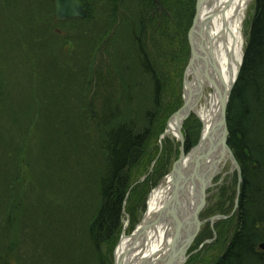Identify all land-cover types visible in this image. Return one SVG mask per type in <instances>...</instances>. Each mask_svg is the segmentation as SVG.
I'll return each mask as SVG.
<instances>
[{
  "label": "trees",
  "instance_id": "16d2710c",
  "mask_svg": "<svg viewBox=\"0 0 264 264\" xmlns=\"http://www.w3.org/2000/svg\"><path fill=\"white\" fill-rule=\"evenodd\" d=\"M4 1L6 4L7 0ZM160 1L164 8L159 17L151 13L154 0H81L86 17L71 22L77 24L71 30L74 37L82 26L81 32L85 34L87 30V37L107 39V49L111 43L116 45L117 51L113 48L111 53V45L108 54L123 90L127 94L137 92L141 96V93L143 101L153 104L149 110L139 103L137 112L129 120L126 117L125 122L120 121L121 115L112 107L104 110V121L100 120L104 133L100 131L102 142L96 149L104 153L102 163L92 160L90 152L95 150V144L89 142L88 124L94 106L89 92L96 84L92 77H88V83L85 80L78 83L83 73L76 67L82 63L76 60L70 65L63 62L55 63V67L45 65L43 81L37 89L40 105L47 110L37 115L38 120L44 117L55 141H38L22 154L23 146L16 143L11 128L8 125L0 128V264H12L11 259L14 264H105L100 243L117 227L120 229L129 171L141 156L144 158L142 147L159 110L165 108L163 103L173 96L172 103L167 105L171 110L174 95L176 100L179 94V88L173 87L169 69L172 66L174 74L181 75L187 59L186 34L194 15V0ZM123 7L122 22L116 25ZM43 31H36V40L42 41ZM122 31L121 39L116 40L115 35ZM119 40L134 55L130 59L132 65L128 55L120 54L123 46L115 43ZM163 45L166 46L162 51ZM33 71L15 72L20 81L15 83L17 90L25 83L32 87ZM22 113L25 111L13 108L9 121ZM34 119L38 121L37 117ZM226 120L227 143L241 168L242 183L236 230L226 254L217 264H264V251L257 247L264 242V0H253L242 64L229 97ZM51 144L68 146V155L65 149L57 151ZM190 146L186 144L185 150ZM88 162L95 172L82 173L83 186L73 192L72 219L66 211L68 197L53 190L69 188L71 176L67 180L63 176L67 165L86 167ZM30 165L47 166L46 170L38 171L42 175L37 176V184H25L23 179V168L29 170ZM90 184L89 189L93 188L95 195L90 211L83 215V202L88 203L86 186Z\"/></svg>",
  "mask_w": 264,
  "mask_h": 264
},
{
  "label": "rangeland",
  "instance_id": "374dc122",
  "mask_svg": "<svg viewBox=\"0 0 264 264\" xmlns=\"http://www.w3.org/2000/svg\"><path fill=\"white\" fill-rule=\"evenodd\" d=\"M54 1L55 0H7V3H9H6V5L4 0H0V99L2 102L0 103V128L4 125H8L11 128V133L14 134L17 139L16 143L23 146L22 154L26 150L29 151L30 147H33L38 141H55L52 136L55 134L52 130L50 133L47 129V122L46 124L44 123V117L42 116V118L38 120L39 117L37 115L44 114L47 110H44V107L40 105V94L37 89L39 83L43 81L41 75L46 67L45 65L55 67V63L59 62H63L64 65H70L72 64L71 62L76 60V62L82 63L78 64L76 67L82 69L81 71L83 73V78H78V83L83 80H85V83H88V77H92V81L96 84L94 90H90L89 92V94H91L90 102L92 101L94 106L91 108L93 116H90L92 120L89 122L88 128L90 133L89 142L93 143V146L95 144V150L91 151L90 154L92 155V160L100 164L101 161L103 162L104 153L103 151L100 153L99 150L97 151L96 149L98 144L100 145L102 142L101 137L102 133H104V127H102L100 121L103 119L102 116L105 115L104 110L112 107V109H115L117 115H121L118 116L120 121L125 122L129 120L128 118H132L133 114L137 112L139 103L140 107L145 109L148 108L149 110H151L153 104L151 101H143L141 93V96H139L137 92L127 94L125 90H123L122 85L118 82L113 71V62L111 58H109L110 54H108L110 53L109 48L112 43L107 49V39L103 41L87 37V30L85 34L81 32L82 26L78 29L80 33L74 37V33H72L71 30L72 28H76L74 26L77 24H71V22L75 19H84L86 17V10L81 0L78 1L84 9L85 16L83 18L74 17L63 20L54 18ZM248 2L241 28L243 46L247 38L249 23L253 13V0ZM154 3L155 5L151 13L153 15L157 14L160 17L164 7L160 0H158V3L154 0ZM195 4L196 0H194V13ZM123 10L124 7L119 10L120 16L118 17L116 25L122 22V15H124L125 12ZM8 11H10V13ZM92 22L95 25V19H92ZM119 27L117 29H119ZM37 30H44L43 32L45 34L42 41H38L35 38ZM122 34L123 31L120 33L117 32L114 38L116 40L121 39L120 37ZM119 42L123 46V50H121L120 54L128 55L130 62V59L134 58V55L127 51V45L123 40L115 41V43ZM187 45L188 54L181 75H175L172 66V69H169L171 72L170 75H172L170 78H174L173 87L175 89L179 88V94L176 100V95H174L175 105L173 103L171 110L167 106H170L172 103V96L163 103L165 108L159 110L148 138L142 147L141 153L144 158L142 159L141 156L139 163L132 166L129 171V181L121 208L120 229L117 227L115 231L109 234V238L106 237L100 243V255L105 264H114V255L120 240L124 235L130 236L141 223L151 192L169 176L173 164L180 156L181 143L179 136L176 132L174 134H169V132H167V125L174 113L182 107L184 103L183 75L190 57L188 39ZM165 46L166 45L161 46L162 51L165 49ZM111 47V53H113V48L117 51L116 45H112ZM130 64L132 65L131 62ZM21 69L25 71L35 70V74L31 77L30 81L32 87L26 86V78L24 80L25 86L20 85V90H17L15 88V83L19 81V78L17 79L14 74ZM191 77L192 75H190L188 79L190 80ZM174 88L171 89L169 96ZM2 90L7 93H2ZM204 92L213 93V89L209 85L204 88ZM129 95H131L132 98H130ZM106 99L110 101H106ZM166 99L162 100L165 101ZM177 101H179L178 104ZM205 104L204 99L200 98L198 105L204 106ZM78 107L82 108L80 104ZM13 108H19L21 111H25V113L18 115L13 121H9L10 112ZM85 114L88 115V113ZM35 117H37L38 121H35ZM103 121L104 120H102V122ZM54 131L58 133L57 130ZM201 131L202 122L199 116L192 110L188 117L183 120L181 126V134L183 137L182 148L185 155L197 145L201 136ZM165 132H167V134L164 135ZM186 144L188 146L191 145L188 150H185L184 146ZM51 147H55L57 151L65 149L64 152L66 156L69 153V151H67L68 146L63 144H51ZM89 165L90 162H88L86 167L77 165L70 168V165H67L63 170V176L66 180L69 178V175L71 176L69 188L53 190L56 194L66 195L68 197L66 211L67 215L72 217V219L75 213V208L71 206L74 202L73 192L77 193L80 186H83L81 180L82 173L85 171L93 172L95 170V168L91 169ZM219 166V170L216 172L217 174L212 178L209 186L205 190L206 196L204 205L199 212V220L201 222L200 230L189 245L186 253L187 258L183 264H217L226 254L231 244V238L234 236L236 230L235 215L238 210L240 186L242 183L241 168L239 166L241 182L239 184V193H237L238 175L236 170L231 171L232 167L229 161H222ZM46 168L47 166L44 165H30L29 170L23 168V172H25L23 177L25 184L27 182L28 184H37V176L42 175V173L38 171H42L43 169L46 170ZM224 186H227L226 189ZM90 187H92V185L89 187L86 186L87 191L85 194L90 204L83 202V215H86L90 211L95 195L94 189H89ZM236 198L237 207L234 208ZM128 212H130V214ZM213 217L216 218L211 221ZM260 243L264 244V242ZM257 247L261 250L259 243ZM137 253L138 249H135L132 255L136 256ZM132 257L129 260H132ZM134 261L136 260H132V263H134ZM11 262L14 264L13 259H11Z\"/></svg>",
  "mask_w": 264,
  "mask_h": 264
},
{
  "label": "bare ground",
  "instance_id": "6f19581e",
  "mask_svg": "<svg viewBox=\"0 0 264 264\" xmlns=\"http://www.w3.org/2000/svg\"><path fill=\"white\" fill-rule=\"evenodd\" d=\"M250 0H207L203 4L201 14L199 15L200 32V45L198 49L203 48V58L212 61V65L208 70V75L211 78L217 75V70L222 76V82L224 86L228 87L230 82L233 81L237 74L238 66L242 57L243 48V35H242V21L245 15L247 4ZM217 68V70H216ZM197 73L202 77L203 71L197 68ZM209 77V78H210ZM189 80V79H188ZM190 86L192 90L193 102L198 100L196 96L197 84L196 80L191 78ZM205 81V80H204ZM210 82L205 81L203 85V91L201 94L202 99L205 101L204 106L198 105L200 99L194 104L193 111L199 116L202 122L201 131V145L208 148L210 145L211 128L218 114V95L216 92H204V88L209 86ZM177 120L173 117L168 125L167 132L174 134L176 132ZM213 149V148H211ZM219 151L216 149L212 152L209 161L217 160V163L213 166L208 165L206 170L200 171L201 177L197 178L196 175H190L192 166H190L191 155H187L181 163L183 181L181 182L179 193L177 196V204L174 206L173 212L178 218L180 225L187 223L190 220L191 214L199 201L201 182H207L209 184L219 170V165L222 161L219 159ZM209 163V162H208ZM214 168H216L214 170ZM185 177V179H184ZM175 176H167L164 181L155 188L147 201L146 211L144 215L145 221L152 220L156 213H158L165 203L172 197L174 190ZM199 220V219H198ZM172 218L168 215L165 209L163 220L159 224L149 227L146 230L144 237H140L133 245V238L131 236L124 235L120 240L116 248V257H124L125 262L123 264H141L145 262H151L157 256L162 257L164 247L169 243L174 236V223L171 222ZM200 221V220H199ZM188 226L184 228L181 235V244H185L188 239L194 233V223H188ZM133 245V250L138 249L136 256L128 252L129 247ZM181 245V247H183ZM133 256V257H132ZM132 260L134 263H132ZM128 259V261H127Z\"/></svg>",
  "mask_w": 264,
  "mask_h": 264
},
{
  "label": "water",
  "instance_id": "95a60500",
  "mask_svg": "<svg viewBox=\"0 0 264 264\" xmlns=\"http://www.w3.org/2000/svg\"><path fill=\"white\" fill-rule=\"evenodd\" d=\"M155 1L158 3V0ZM204 1L205 0H196L195 14L192 19V24L187 33L188 44L190 47V57L183 75L184 103L182 107H180L173 115V117L177 120L176 133L178 134L181 143L180 156L178 160L173 164V168L169 174V176L171 175L176 177V180L174 181L173 184L174 185L173 194L171 199L165 203L163 208L158 213H156L155 217L152 220L145 221L143 218L141 223L135 228L134 232L130 235L133 238L132 244L134 245L140 237H144L146 230L149 227L159 224L161 220H163V215L166 209L168 215H170L172 218L171 222L174 223V227H175L174 236L172 240L165 245L164 247L165 252L163 253L162 257L157 256L151 262H145L144 264H183L187 258L186 256L187 249L199 232L201 225V222L198 220L199 212L201 211L204 205V199L206 196L205 190L209 186L208 182L210 178L207 180V182H203L202 180L201 186L199 188L200 190L199 201L197 202L191 214L190 220H187V223L184 222L183 225L182 224L180 225V223L177 222L178 221L177 216L173 212L174 206H176L178 201L177 196L179 193V188L181 182L183 181L184 173H182L181 163L187 155H191L190 166H192V169L190 175L192 176L196 175L198 178L199 176L201 177L200 171L202 172L203 170H206L208 165L213 166L217 163V160L209 161V158L211 157L212 152L215 149L216 151H219L220 152L219 159L223 162L229 161L232 167L231 171L236 170L237 172L238 175L237 193H239V184L241 182L240 168L231 149L227 145L228 129L226 123V107L229 101L230 92L237 78L240 65L235 79L232 82H230L228 87L224 86V83L222 82V76L220 72L217 70V68H216L217 75L214 76V78H211L208 75V70L212 65V61L206 59V57L203 58L202 47L198 49L200 45V41H199L200 32L202 29L199 23V15L201 14L202 4L204 3ZM54 4H55L54 18L57 20L70 19L74 17L83 18L85 16L84 9L78 0H55ZM197 68H199L201 72L203 71L202 77L204 78L205 81L207 80L210 82V86L212 87L213 92H216V94L218 95V100H217L218 114L211 128L209 147L208 148L203 147L201 145L202 138H200L197 145L187 155H185L182 148V144H183V137L181 134L182 122L184 119L188 117L189 113L193 110L194 104L196 105V102L200 99L203 91V85H205V81L202 80L201 76L197 73ZM190 75H192V78L196 80V84H197V91L195 94L198 100L194 102L192 100V90H191L192 88L190 86V81L188 80V77ZM165 134H167V132H165L164 135ZM215 169L216 168H214V170ZM216 172H218L217 169L214 173ZM236 207H237V198L235 200L234 208ZM215 218L216 217L211 218V221L214 220ZM189 222L190 223L192 222L195 225L194 233L191 236V238L188 239L186 243L183 245L181 244L182 243L181 235L182 232L184 231L183 229L188 226L187 224ZM133 245L129 247L127 253L128 252L132 253ZM181 245H183V247H181ZM259 247L263 250L264 244L263 243L259 244ZM114 256H115L114 264H123L125 262L124 257L122 256L118 258L116 257V251Z\"/></svg>",
  "mask_w": 264,
  "mask_h": 264
}]
</instances>
